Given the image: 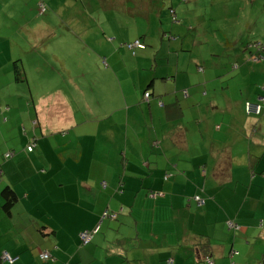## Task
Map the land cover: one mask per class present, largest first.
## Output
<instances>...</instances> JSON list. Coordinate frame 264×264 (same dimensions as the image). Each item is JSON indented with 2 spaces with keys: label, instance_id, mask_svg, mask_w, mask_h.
Returning a JSON list of instances; mask_svg holds the SVG:
<instances>
[{
  "label": "crops",
  "instance_id": "crops-1",
  "mask_svg": "<svg viewBox=\"0 0 264 264\" xmlns=\"http://www.w3.org/2000/svg\"><path fill=\"white\" fill-rule=\"evenodd\" d=\"M131 6L148 24H123L129 31L107 39L94 52L92 68L64 71L67 83L61 85L39 86L30 70H45L27 66L15 46L6 51L0 45V264L263 260L264 107L256 114L249 103L262 104L264 97V50L249 42L250 58L225 74L233 86L240 76L252 77L250 93L219 88V72L210 79L191 45L182 50L178 35L168 43L156 36L152 3ZM138 38L145 49L124 45ZM236 39L239 47L242 38ZM258 42L264 45V39ZM234 55L239 62L240 53ZM18 56L26 80L15 79ZM87 72L90 92L101 94L94 104L82 102ZM31 141L36 148L28 151ZM38 181L44 188L37 194ZM6 186L17 195L11 215L4 208ZM48 192L57 200L51 202V195L44 201ZM198 194L204 205L194 198ZM107 210H120V220L104 218ZM98 223L86 250L80 235ZM104 225L113 233L108 249L99 248L109 234ZM5 252L15 260L4 259Z\"/></svg>",
  "mask_w": 264,
  "mask_h": 264
},
{
  "label": "rangeland",
  "instance_id": "rangeland-1",
  "mask_svg": "<svg viewBox=\"0 0 264 264\" xmlns=\"http://www.w3.org/2000/svg\"><path fill=\"white\" fill-rule=\"evenodd\" d=\"M142 1L155 6L152 20L158 23V38L165 37L163 39L168 43L170 37L175 38L173 34L178 35L182 38L176 42L178 47L187 50V45H191L193 54L201 56V66L207 69L210 79L216 78L215 74L219 72V88L231 85L232 90L241 89L244 94L250 93L247 89L253 87L252 77L240 76L237 84L233 86L236 81L230 83L228 79L233 80V77L227 79L225 74L226 71L237 70L238 66L250 58V54L246 53L249 42L264 39V0H0V45L6 51L15 46L18 55L26 56L27 66L33 65L45 70V75L35 67L30 70L32 80L38 78L36 83L39 86L61 85L67 83L64 71H88L95 64L94 52L107 44L106 38L129 31L122 28L123 24L133 23L135 26L136 20L131 18L129 21L126 13L121 12L117 6H131L141 4ZM41 3L46 8L43 11L40 10ZM171 4L181 14L178 15V22L173 20L170 9L174 7ZM139 20L145 21V25L148 24L146 18ZM77 21L80 23L79 27L78 24H73ZM178 30L181 31L176 33ZM236 37L242 38L239 47ZM191 38L196 39L195 47L190 41ZM181 42L183 45H180ZM230 47L234 49L230 50ZM238 53L241 56L239 62L234 55ZM18 63L21 65L20 61ZM101 64L102 67L105 66L102 60ZM81 77L87 82L82 94L85 95L86 92L87 97L82 102L90 101L94 104L100 101L101 94L97 93L95 98L94 91L89 90L93 87V84H89L93 77L89 72ZM263 86L260 84L261 88ZM208 89L209 96H213V89ZM16 103L18 106L19 102ZM260 105L264 107V103ZM101 122L104 123L105 120ZM96 131L97 129L94 133ZM88 133L93 135L89 131ZM1 142L4 143L2 140ZM43 188V182L38 181L33 189L38 194ZM51 195V202L57 200L54 196L58 198V194L48 192L44 201H49ZM104 229L109 234L106 244L99 248L108 249L113 233L105 225ZM89 247L85 246L86 250Z\"/></svg>",
  "mask_w": 264,
  "mask_h": 264
},
{
  "label": "trees",
  "instance_id": "trees-1",
  "mask_svg": "<svg viewBox=\"0 0 264 264\" xmlns=\"http://www.w3.org/2000/svg\"><path fill=\"white\" fill-rule=\"evenodd\" d=\"M142 3H146V1H142ZM141 3V4H142ZM148 3V2H147ZM4 7H6V6H4ZM128 8H126L124 11H121V12H125L126 13V15H127V18L129 19V21H131L132 19L131 18H133V20H136V19H139L140 17L138 16L137 17V15H140L139 13H138V11L136 12L135 10H134V13H133V9L131 8L132 6H127ZM46 8H45V5L43 4V3H41V11H43V10H45ZM170 12H172V15H173V20L174 21H176V22H178L179 20H178V13H177V11H176V9H175V7L174 8H171L170 9ZM106 39H109V38H106ZM136 41H139L141 44H143V47H138V46H136L135 45V42ZM128 49H130V50H134V49H136V48H142V49H145L146 47H147V44L143 41V40H141L140 38H138V39H135V40H133V41H131V42H127V43H125L124 44ZM255 46L257 47V48H259V50L260 51H263L264 50V45H263V43H260V42H258V41H256V43H255ZM263 53H261L260 54V57L261 58H263ZM18 61H20L21 63H22V60L19 58V56L15 59V60H13V70L15 71V79L17 80V81H19V80H23V79H25L26 78V76L24 75V73H25V71L23 72V67L21 66V65H19V63H18ZM25 77V78H24ZM26 80V79H25ZM147 93H149V96H150V92L148 91V92H146V94ZM257 114V113H256ZM36 145V143H35V141H31V143H30V145H28L27 146V148H26V150H28V151H33L34 150V146ZM30 147H31V149H30ZM7 155V154H6ZM5 155V156H6ZM10 156H6L5 158H9ZM199 195V194H198ZM3 196H5V200H6V202H5V205H4V208L6 209V212L7 213H9L10 215H11V207H12V205L15 203V201L17 200V195H16V192L10 187V186H6L5 188H4V190H3ZM201 196V195H200ZM196 197V195L194 196V198ZM202 197V196H201ZM196 199V198H195ZM196 201L198 202V200L196 199ZM199 203V202H198ZM200 204V203H199ZM200 205H204V204H200ZM121 214V211L120 210H118V211H109V210H107L106 212H105V215H104V218H111V219H113V220H120V218H119V215ZM119 218V219H118ZM235 224V223H234ZM229 227H231V228H236L235 226H230L229 225ZM100 229H101V223H98L96 226H94L93 228H91L90 230H88L89 231V233H91V239L89 240V241H87V242H85L83 239H82V237H81V235H80V240H81V244H83V245H89L90 243H92V241H93V239H94V237H95V235L100 231ZM45 230H46V226H43L42 228H41V231L42 232H45ZM95 230V231H94ZM44 234V233H43ZM44 235H46V234H44ZM83 245H81V246H83ZM47 252V251H46ZM49 253V252H48ZM10 254V253H9ZM11 255V254H10ZM12 256V255H11ZM124 258H126L125 256H123ZM51 258V253H49V257L46 259V258H42L43 260H49ZM127 260V263L126 264H131V260L130 259H126Z\"/></svg>",
  "mask_w": 264,
  "mask_h": 264
},
{
  "label": "built area",
  "instance_id": "built-area-1",
  "mask_svg": "<svg viewBox=\"0 0 264 264\" xmlns=\"http://www.w3.org/2000/svg\"><path fill=\"white\" fill-rule=\"evenodd\" d=\"M135 45L138 46V47H143V44H141L139 41H136L135 42ZM146 97H149V93L146 94ZM262 100V103H264V97L261 98ZM249 110L251 112H254V113H257L259 114L262 110V106L260 104H252V103H249ZM31 149V147H30ZM6 156H10V153H7ZM198 202L200 204H203L204 203V199L200 196V195H196L195 197ZM230 226H235L237 227L234 223L230 222L229 223ZM95 231V230H94ZM81 237L82 239L87 242L91 239V233H89V231H85L84 233L81 234ZM49 257V253L48 252H44L42 253V258H48ZM3 258L12 262L15 260V258L13 256H11L8 252H5L4 255H3ZM259 264H264V257H263V260L259 263Z\"/></svg>",
  "mask_w": 264,
  "mask_h": 264
}]
</instances>
